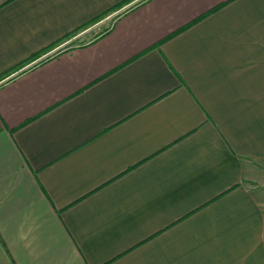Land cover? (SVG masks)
Returning <instances> with one entry per match:
<instances>
[{"label":"crops","instance_id":"0c3cea01","mask_svg":"<svg viewBox=\"0 0 264 264\" xmlns=\"http://www.w3.org/2000/svg\"><path fill=\"white\" fill-rule=\"evenodd\" d=\"M128 1L0 0V264H264V0Z\"/></svg>","mask_w":264,"mask_h":264},{"label":"rangeland","instance_id":"374dc122","mask_svg":"<svg viewBox=\"0 0 264 264\" xmlns=\"http://www.w3.org/2000/svg\"><path fill=\"white\" fill-rule=\"evenodd\" d=\"M135 1L129 0L128 2H125L123 7L121 5V9L122 10L126 9L129 5L132 4V2L134 3ZM121 9L118 8V10L114 9L112 11H109L106 15H104V17H102L103 19L101 18V22L97 25L94 24L97 21H94L91 24H88L86 26L79 28L71 37H68L67 41L65 40L57 47V49H59L57 51H60L68 46H74V45L86 43L90 41L91 39L95 38L97 35H99L100 33L104 32L107 28H109V26L111 25V20H113L115 16V13ZM88 27H92V28L88 30L86 33L80 36H77L78 34L83 32V29H87ZM75 36L77 37L74 38Z\"/></svg>","mask_w":264,"mask_h":264},{"label":"trees","instance_id":"16d2710c","mask_svg":"<svg viewBox=\"0 0 264 264\" xmlns=\"http://www.w3.org/2000/svg\"><path fill=\"white\" fill-rule=\"evenodd\" d=\"M121 5H122V4H119L117 7H119V6H121ZM106 31H108V28L105 30V32H106ZM100 34H102V33H100ZM100 34H99V35H100Z\"/></svg>","mask_w":264,"mask_h":264}]
</instances>
